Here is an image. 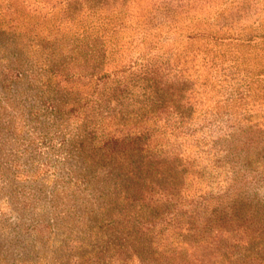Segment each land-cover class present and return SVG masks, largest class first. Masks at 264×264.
Instances as JSON below:
<instances>
[{
  "label": "rangeland",
  "instance_id": "obj_1",
  "mask_svg": "<svg viewBox=\"0 0 264 264\" xmlns=\"http://www.w3.org/2000/svg\"><path fill=\"white\" fill-rule=\"evenodd\" d=\"M217 1L213 12L206 0H189V35L197 32L198 16L220 18L221 24L243 12L249 13L248 22L261 19L255 26L263 33L264 0ZM171 3V15L180 19L179 26L185 24V2ZM100 5L108 7L105 12L109 6L124 14L150 12L151 25L166 16L163 8L155 10L166 6L164 0H101ZM54 13L0 0V264H264V102L229 106L224 101L229 92H238L247 73L229 69V63L203 66L204 55L194 59L193 53L188 68L178 52L188 46L197 51L204 40L167 26L158 30L163 39L156 50L131 70L134 81L155 71L149 72L155 77L151 86L141 78L142 88H134L141 104L132 96L118 103L108 97L113 86L91 72L98 61L101 72L113 75L110 57L98 52L104 48L99 40L63 27L52 40L27 33L26 27H16V33L12 28L15 17L44 21ZM224 43L221 52L259 53L240 42ZM141 48L147 52L137 39L130 51L122 48L119 54L135 64ZM159 87L177 92L171 103L177 107L125 124L126 112L141 117L140 106ZM189 95L197 100L192 108L179 102ZM153 123L148 144L164 166L174 168L185 197L178 206L171 201L158 206L161 212L174 210L173 219L152 233L134 234L119 217L112 225L100 220L113 216L109 200L117 183L106 172L126 168L120 157L129 147L123 140L115 143L116 137L127 128L152 129Z\"/></svg>",
  "mask_w": 264,
  "mask_h": 264
},
{
  "label": "trees",
  "instance_id": "obj_2",
  "mask_svg": "<svg viewBox=\"0 0 264 264\" xmlns=\"http://www.w3.org/2000/svg\"><path fill=\"white\" fill-rule=\"evenodd\" d=\"M20 1L28 8H32L35 11L38 9H45L47 13L56 12L57 14L54 13L51 18H48L51 20V23H48V19L43 21L39 18L22 17V20L20 19L19 21V17H15L13 21L16 22L13 23L12 26L14 31L17 29L16 27H26L27 33H35L36 36L42 34L45 38H51L52 40L54 36H58L57 33H59L61 30L60 28L63 27V29L75 30L84 37L92 36L101 42L99 46H104V48L102 49L103 51L100 49L101 51L99 50L98 52L105 54V57H110L108 61L111 67L109 72L113 73L114 76L109 75L108 72H101L102 63L98 61L96 65L91 67V72H95L93 76H95V78L97 77V80L105 81L103 85L108 83V85L113 86L112 92H109L110 94L108 97L109 99H115L118 103L132 96L134 102L141 104L140 100L137 99L140 97V93H134V88H142L144 85L142 81L145 80H141V78L147 79V85L151 86V81H154L155 77L149 72L155 71L149 69V71H145L146 75L144 77L141 76L134 81V72L131 70L140 64V58L145 60V53H151L156 50L163 39L162 33L158 30H163V28L167 26H169V31H173V33L186 36L187 38H202L204 40V46L202 48H196L197 51L193 48L191 49L189 46L180 52L177 51L179 57L183 58L182 63L184 65L190 61L188 57L190 53H193L194 59L198 54H203V66L210 64L212 67H218L219 65L229 63V69L236 67L239 72L244 71L247 73L246 81H244V83L242 82L243 85L239 87L237 90L238 92H229V96L224 99L227 105L230 106L238 102L239 105L250 106L252 100L253 102H264V84L261 82V77L264 75V27L263 33L259 34L258 28L255 25L259 24L261 19H256L253 22L244 20L247 15H249V13H246L248 10L245 11L246 14L243 12V14L237 18L232 16L229 21L221 24L217 22L220 18L214 19V16L211 15L207 17L198 16L197 23L202 28L199 25L195 26L194 28L197 32H195L194 35H189L188 29H186L188 28L189 0H179L185 2L182 6H187L185 15L181 17L183 21H185V24H181L180 26L178 24L180 19L175 17V15H171L172 0H164L165 7H160V5L157 6L155 10L163 8V10L166 11V16L158 20L156 24L154 22V25L150 24V12L133 14V12L128 11V14H124V12L116 10L118 6H109L108 12H105L108 7L105 8V6H101V0ZM126 1L128 2V0ZM206 1L205 3H207L209 7L215 8L213 12H216L218 9L217 7H219L218 1ZM222 1L224 3V0ZM234 3L239 4L240 2L239 0L230 1V4ZM6 6L9 9H14V11L17 9L13 6L12 2H8ZM75 11L78 14V18L75 17L77 15L74 14ZM210 11L212 13L211 8ZM221 14L219 16H221ZM54 15H57V17L55 18ZM140 16L147 18L146 20H142V23L139 24H137L138 22L135 24L130 23L134 17ZM190 19L193 20L194 17L192 16ZM211 19H214V22H212ZM248 26H250V30H247ZM184 29H186L185 32ZM137 39H140L143 46L147 48V52L144 48H141L140 52L142 55L140 54L137 56L138 60L135 61L134 64V62L129 61L128 58H121L122 56H120L119 51L122 48H126L130 51L131 46L135 44ZM225 40H229V42H225ZM237 42H240L242 46H246L244 48L249 49V52L258 50L259 53H255L252 56L250 54H240L233 48H229L223 52L219 49L220 45L223 43L238 44ZM190 66V63H188V68ZM182 70L185 72V69ZM259 81L261 82L260 85L258 84ZM162 87L154 88L150 91V94L143 102L144 105L140 106L141 117L140 114L134 115L132 111L126 112L123 120L125 124L128 125V121L133 117L132 122L135 123L134 125H137L139 122L144 121V118L148 117L149 114L158 113V111L163 113L165 107L170 106L171 109L177 107L176 105H171V103H174L172 97L179 96L176 94L177 92L170 93ZM184 91L183 89V92ZM93 94L94 93H91V95ZM196 101L195 95L179 97V102L189 108L195 106ZM80 107H82V105L76 106V109ZM172 112L179 116V112L176 110ZM122 113L124 114L125 112L122 111ZM157 113L156 115L158 116ZM181 117L183 118L184 116L181 115ZM249 121L251 126H258V128H260L258 122ZM151 127L152 129H149L148 125H144L143 129L135 131H131V128H127V132H124L122 136L116 137L115 143L123 140L127 143V147H129L127 152H123L120 157L123 159V163L126 162V168H123V172H121V170L117 171L116 174H114V171L106 172V174H112L114 181L117 183L114 186L116 192L112 195L113 198L109 200L110 206L113 207L112 211H110V215L113 216H100L101 221L107 220V225H112L115 217H119L122 224L126 223V229L131 230L134 234L138 233L142 235L143 233H152L156 225H162L164 221L174 218L175 215H172L174 210L161 212V209L158 208L160 203H163V201H171L178 206L185 197L184 193L181 192L182 187L177 184L174 168L164 166L165 162L158 160L159 156L156 155L157 153L153 152V149L148 144L149 134L154 132L156 123H153ZM136 142L137 144H134ZM132 144L135 146H131ZM114 147L115 145L112 147V150ZM149 209H152L151 214L147 213ZM158 213L160 214L158 215ZM211 213H213V211ZM206 221H209V219ZM198 229L195 232L196 234L199 232ZM86 246L91 247L92 245L91 243H87Z\"/></svg>",
  "mask_w": 264,
  "mask_h": 264
}]
</instances>
